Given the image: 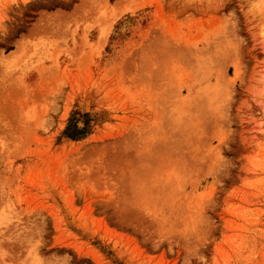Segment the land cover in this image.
<instances>
[{
    "label": "rangeland",
    "instance_id": "374dc122",
    "mask_svg": "<svg viewBox=\"0 0 264 264\" xmlns=\"http://www.w3.org/2000/svg\"><path fill=\"white\" fill-rule=\"evenodd\" d=\"M0 264H264V0H0Z\"/></svg>",
    "mask_w": 264,
    "mask_h": 264
}]
</instances>
